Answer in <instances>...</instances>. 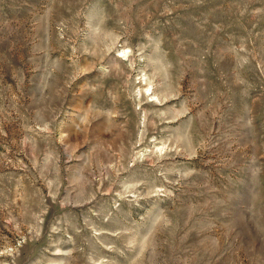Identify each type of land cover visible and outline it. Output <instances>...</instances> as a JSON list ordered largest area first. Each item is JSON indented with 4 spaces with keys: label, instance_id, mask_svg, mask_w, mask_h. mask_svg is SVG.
<instances>
[{
    "label": "rangeland",
    "instance_id": "374dc122",
    "mask_svg": "<svg viewBox=\"0 0 264 264\" xmlns=\"http://www.w3.org/2000/svg\"><path fill=\"white\" fill-rule=\"evenodd\" d=\"M0 264H264V0H0Z\"/></svg>",
    "mask_w": 264,
    "mask_h": 264
}]
</instances>
